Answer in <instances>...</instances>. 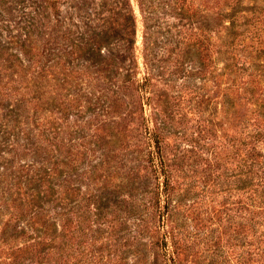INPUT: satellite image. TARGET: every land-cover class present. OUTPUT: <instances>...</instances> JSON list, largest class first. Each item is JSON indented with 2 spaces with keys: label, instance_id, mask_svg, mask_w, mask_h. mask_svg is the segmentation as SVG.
<instances>
[{
  "label": "rangeland",
  "instance_id": "rangeland-1",
  "mask_svg": "<svg viewBox=\"0 0 264 264\" xmlns=\"http://www.w3.org/2000/svg\"><path fill=\"white\" fill-rule=\"evenodd\" d=\"M0 264H264V0H0Z\"/></svg>",
  "mask_w": 264,
  "mask_h": 264
},
{
  "label": "trees",
  "instance_id": "trees-1",
  "mask_svg": "<svg viewBox=\"0 0 264 264\" xmlns=\"http://www.w3.org/2000/svg\"><path fill=\"white\" fill-rule=\"evenodd\" d=\"M123 17H124V19H125V21H126V23L127 22H131V19H132V22H133V19H134V16H133V14H125V15H122Z\"/></svg>",
  "mask_w": 264,
  "mask_h": 264
}]
</instances>
